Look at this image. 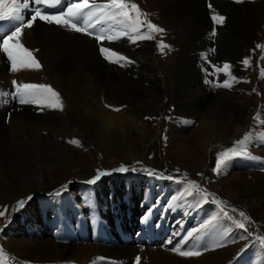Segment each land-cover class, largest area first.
<instances>
[{
	"label": "bare ground",
	"instance_id": "bare-ground-1",
	"mask_svg": "<svg viewBox=\"0 0 264 264\" xmlns=\"http://www.w3.org/2000/svg\"><path fill=\"white\" fill-rule=\"evenodd\" d=\"M148 1L153 2V5L160 11L161 20L172 30L176 43L180 47L179 55L173 59V64L171 62L173 65L171 66L173 78H175L176 83H174L175 89H170V92H174V95L177 96L178 115L182 114V117L192 118L194 122L202 120L201 132L197 137L198 147L207 155L209 151L225 142V138L229 134L224 123L218 124L220 120L227 117L229 112L239 115L242 110L235 100L236 97L223 91L215 101L208 103L207 97L205 103H203L205 91L201 85L202 79L199 77L200 73L197 69V65L201 61L196 62V59L194 58V60L190 54V57H186V54L190 51L188 43L195 34L209 35L214 29L219 44L225 50L231 52V58L239 61V57L245 55L242 52L245 49L244 47L247 51L258 33V27L264 18V10L261 7L262 3L264 6V1L243 0V2L237 3L236 0H227L229 2L227 3L220 2L221 0H210L213 8L225 17L222 24H214L211 20V12L208 8L209 0ZM100 2L105 4L108 3V0H100ZM31 12L32 6L23 11L26 20L30 19ZM141 19L143 18L141 17ZM112 23L115 32L122 29V25ZM141 31L147 32V28L142 27ZM122 37H124V40H122ZM122 37L114 41L106 39L103 44L106 48L112 49L134 62L123 67L117 63H110L104 58L95 38L39 19L33 23L31 28L23 29L21 43L33 53L42 67L39 69L24 68L17 72H11L7 55L0 52V90L14 93L13 80L18 83L29 84L49 85L52 83L56 87L55 91L60 94L63 104L62 110L48 107H43V110H41V107H34L35 104L16 103L11 96L6 98L7 103L0 102V157L7 159L8 168H10L9 162L11 166L23 163L26 166L25 174L21 173L22 175L19 176L27 178L26 182L29 183L30 187L52 188L50 187L51 183L47 181L43 168L40 166L41 155L54 156L61 160L59 163H64V159L62 160L64 158L63 145L57 139H54V136L77 140L86 135L88 139L90 138L89 140L105 152L107 159H112L109 143L112 138H115L118 139L120 145L124 144L123 149L129 152V156H126L124 152L120 151L121 156L128 159L140 158V156L138 157V151L132 150L125 138V127L127 125L133 126L137 130L138 137L142 139L140 146L146 144L148 134L144 126L138 121L137 110L141 108L149 110L156 108L157 105L161 107L162 93L159 88L155 87L158 85L159 71L156 69L152 54L153 39L137 40L133 43L127 36ZM209 53L206 52V56ZM205 54L201 58H205ZM127 65H132V68H126ZM106 70L109 71L107 74L105 73ZM124 71L135 75L142 88L135 86L127 78L128 76H124L122 73ZM251 71L255 70L251 68ZM102 72L111 77L109 82L104 83ZM170 75L168 74L169 78ZM233 76L236 77V80L231 79L232 82L240 86L243 75L241 68L236 63H234ZM142 94H145L146 98ZM68 99H71V101L69 102ZM114 109H119V111ZM8 112L10 113V120L9 126H6L5 118ZM261 114L262 112L255 113L256 117L259 118L262 117ZM229 119L232 126L236 125L238 120L241 122L247 120L236 117ZM263 123L264 120L262 121L264 127ZM182 127L185 128L186 126L182 125ZM25 135H28L27 139L24 138ZM189 140L192 143L191 139H188L187 142L190 143ZM147 156L144 155L143 157L146 158ZM185 161V168H188L187 166L191 163H187V159ZM29 162L33 167L29 166ZM91 162L94 163L92 160ZM1 163L3 161H0V179L3 180L9 177L5 175L6 170L2 168ZM50 165L54 166L56 163L53 162ZM188 169L194 172L200 170L197 163L191 164ZM71 172L73 170L69 173ZM164 172L170 173L167 170ZM95 176L94 173L70 174L69 181L78 179L86 182L91 181ZM169 177L170 175H167L163 179H169ZM256 177L262 178L257 188L252 187L250 181H245L248 182L245 185L248 195L251 193V188L256 189L253 193L262 194L259 203L264 200V175L258 174ZM165 181L167 183V180ZM240 182L237 184H241ZM241 191L245 194L244 187ZM222 193L227 195L223 191ZM13 196L7 195V199L12 200L15 198ZM227 196L232 198L229 195ZM232 199L236 200L234 197ZM177 202L182 203L180 200L178 201L176 195L175 201L167 205L173 206L175 212L180 209V206L175 205ZM256 205L247 206L253 211L257 208ZM180 217L182 221L186 220L181 214ZM198 228L194 226L185 227L180 236H176L178 233L173 234L171 247L165 246L170 243L169 240L159 247L137 248L132 244L124 248H109V250H106L99 244L89 242L60 244L45 233L44 237L39 239L36 237L26 239L22 237L15 242V247L11 246L10 250L19 251L25 257L31 258L34 260V264H53L69 261H75L78 264H103V262L106 264H127L128 261H136L137 256L140 257L138 264H228L230 260H234L236 264H241L238 258H234L236 251L225 247L224 236L226 233L221 226L209 225L200 231L194 232L193 236H187L188 232ZM179 229L178 231H180ZM216 245L221 246L217 247ZM177 247L181 250L200 251L202 254L183 257L173 251ZM104 254L110 258L101 259L100 257L106 256ZM253 264L258 263L254 261Z\"/></svg>",
	"mask_w": 264,
	"mask_h": 264
},
{
	"label": "rangeland",
	"instance_id": "rangeland-1",
	"mask_svg": "<svg viewBox=\"0 0 264 264\" xmlns=\"http://www.w3.org/2000/svg\"><path fill=\"white\" fill-rule=\"evenodd\" d=\"M130 2L135 3L141 12L147 14L148 21L159 26L160 28H164L163 33H153L155 38L153 39L152 52L154 56V64L156 69H158L157 71H159L158 85L155 87L159 88L162 93V105L161 107L157 105L158 108L156 106V108L149 110L144 108L137 110L138 116L140 117H138V121L144 126L147 131L145 132L148 134L146 137V144L140 146L142 139L138 137L137 130L133 126L127 125L125 127V138L127 139L131 149L138 151V157L140 156V158L128 159L127 157L121 156L120 151L124 152L126 156H129V152L128 150H124V144L120 145L118 143V139L115 138H112L109 143L112 159H107L105 152L94 142L89 140L90 138L88 139L86 135L76 140L79 141V146H77L75 143H70L69 141L72 140H69L68 138L63 139V137L57 138V136H54V139H57V141L63 145L62 152L64 154V158H62V160L64 159V163H59L61 160L55 158L54 156H49L46 154L40 156V166L43 168L46 174L47 181L51 183L50 187L52 188L49 189L42 188L41 186L30 187L29 183L26 182L27 178H21L19 176L22 175L21 173L25 174L26 166L23 163H19L17 166H11L9 162L10 168H8L6 163L7 159L0 157V161H3V163H1L2 168L6 170L5 175H8L9 177L7 179L2 178L3 180L0 179V212H4V215L0 216V229L3 226H9L11 221H13V223L21 222L16 217L18 211L22 209V207H16L17 202L23 201V207L27 206L28 203L29 206H27L26 209L29 211H34L32 207H37L36 202L41 197L53 198L61 194L76 196L78 194L76 186L78 185L79 187H82L80 183H83V181L78 179L69 181L70 174L84 175L93 172L97 173L98 170L99 172H102L101 170L103 169L114 171L113 173L115 174L118 173L119 169L122 168H133L137 170V168L145 166L154 170L155 174L157 176H161L162 179L164 176L170 175L171 179L169 178L164 180H167V182L171 181V186H176V190L180 192L179 199L183 204L186 205L184 206V209L188 210L187 215H183L185 219H189L192 216L198 215L196 210H201V213L199 214L201 215V220H199V218L197 219L196 216L197 220H195L194 227L200 228L201 225L221 226L226 233L224 236V240L226 241L225 247L236 251L234 258H238V261L241 264H253L254 261H256L258 264H264V245H261L260 242L256 240L257 235H264V200L258 203L262 194L253 193V191L256 189L251 188V193L248 195V190L245 185L248 183L245 181H250L252 187L257 188V185L262 181V178L256 176L258 174L264 175V167H260L259 169L255 170L254 168H248V166L244 163L245 159H253L252 157H257V159H263L264 161V127L262 125V121L264 120V76L261 75L262 70H264V59L261 58V52L264 54V51H260V47H257V44L260 45L262 37L264 36V18L258 27V33L255 35L254 42H252L247 51L246 47H244L245 49L242 52L245 55H241L239 57V61L231 58V52L225 50L219 44L216 34L202 35L198 33L195 34L188 43V48L190 51L186 54V57H190L191 55L193 59H196H194L196 62L201 61V63L197 65V69L200 73L199 77L202 79L201 85L205 91L203 103H205V99L207 97L208 103L215 101L223 91L235 96V100L240 105V109L242 110L239 115L229 112L227 117L220 120L218 124L224 123L229 134L225 138V142L215 149L209 151L206 155L204 151L198 147L197 137L201 132L200 125L202 120L194 122L192 118L188 119L182 117V114L178 115L177 96L174 95V92H170V89H175L174 83H176L175 78H173L174 75L171 66H173V59H175L180 52V47L176 43L175 36L172 34V30L161 20L160 11L157 10V8L153 5V2L148 0H130ZM220 2L229 3L227 0H221ZM261 7H263L262 10H264L263 3ZM123 38L124 37H122V40H124ZM160 42H163V44L168 46L163 49V52L159 47ZM261 47L262 49L264 48V43H262ZM98 48L100 50V47ZM213 49L214 51H212ZM137 51H139V49H137ZM206 52H210L211 54L209 53L206 58H201V56H203ZM245 58H250L249 66H246L243 63ZM206 59L208 61L213 60L216 63V67L219 69L217 84L213 81L214 77L210 78V76H208L211 74V71L207 67L208 64ZM234 63L239 65L242 70L243 79L240 83V86L234 84L230 78V75L228 74L230 71L231 76H233ZM225 64L231 66L229 70H222V67ZM126 68H132V65H127ZM251 68L255 71H251ZM108 72L109 71L106 70L105 73L107 74ZM124 72H122L123 75L126 77L128 76L127 78L130 79L135 86L142 88L138 78L135 75H131L130 72ZM105 73L102 72L104 83L109 82L111 79V77ZM168 74H171L170 78L168 77ZM206 80L210 81V83H206ZM223 81L229 82L232 84V86L230 88L217 86L218 84L222 85L224 83ZM49 85L54 90L56 89L52 83ZM253 89H255V91H253ZM142 96L146 98L145 94H142ZM14 99L17 103L18 99ZM68 101L70 102L71 99H68ZM34 107L38 108L40 106H36L35 104ZM258 112H262V117H256L255 113ZM6 117L7 119L5 118V125L9 126V112ZM231 117L243 118L244 120L247 119V122H241L238 120L236 125L234 124L232 126L229 119ZM182 125H185L186 127L183 128ZM246 136L249 137V139L245 142V144L238 145L236 143L237 140H245ZM27 137L28 135L24 136L25 139H27ZM188 139H191L192 143L190 140V143H188ZM240 149H243L250 155H240L241 157L238 156V158L237 156H232V158L227 160L225 165L221 167L219 172L214 171L216 168L218 153L227 150ZM141 155L148 156L144 158ZM185 159H187V163H197L200 170L194 172L188 169L191 167V164L189 166L186 165L188 168H185ZM91 160L94 161V163H92ZM53 162H55L56 165L51 166L50 164ZM29 166L33 167L30 162ZM96 169L97 171H95ZM72 170L73 172L69 173ZM166 170L167 172L170 171V173L164 172ZM135 174L144 177L148 174V172L145 168H141V170L135 172ZM146 177L144 179L146 182H148ZM198 180L200 182L199 189H203L207 193L206 199L201 195L200 191L195 188L191 189L192 195H181L188 187V181L196 182ZM239 181H241V184H237ZM162 186H164V184H162ZM241 187L242 189L244 187L245 194L241 191ZM45 189L48 190L46 191ZM220 189L222 190L219 192ZM222 191L230 197L236 198V200L234 201L232 198H229L227 195L222 193ZM56 193L60 194L56 195ZM7 195H14L13 197L15 198L12 200L7 199ZM199 198L200 200H198ZM67 200L73 202L70 198ZM246 204H257V208L251 211V209H249ZM169 207L172 210L174 209L173 206ZM221 208H223L224 212L227 213V216L223 215ZM233 209H235V211H233ZM240 211H244L245 214L250 217V220H245L243 217H241L239 214ZM213 217H216L215 221H213ZM229 217L231 219H229ZM210 221L212 222L211 224H209ZM235 222L243 223L244 228L238 227ZM31 224L35 225L34 222H31ZM34 227L36 228L37 226L35 225ZM248 233H252V235L248 236ZM20 234L21 236L19 237H10L6 232L0 233V249L3 250L2 254H0V264H34V260L31 258L25 257V255H22L19 251L15 252L10 249L11 246L15 247V242L20 240L22 237L25 239L33 237L39 239L43 238L44 234L41 233L40 236H29L24 234L22 231ZM163 244H165V242ZM106 258L110 257L106 255ZM228 262V264H236L234 260H230ZM129 263L131 264L132 262L128 261L127 264Z\"/></svg>",
	"mask_w": 264,
	"mask_h": 264
},
{
	"label": "snow or ice",
	"instance_id": "snow-or-ice-1",
	"mask_svg": "<svg viewBox=\"0 0 264 264\" xmlns=\"http://www.w3.org/2000/svg\"><path fill=\"white\" fill-rule=\"evenodd\" d=\"M237 3L243 2V0H236ZM61 3V0H0V52H3L7 55V59L10 62V71L17 72L24 68H36L39 69L42 67L38 60L35 59L33 53L24 47L21 43V36L24 28H31L33 23L39 19L49 24H57L62 27H66L70 30L76 32H82L86 35L93 36L98 42L105 39L109 41H114L120 39L122 36H127L133 43L137 40H151L154 39L153 33H163L164 29L159 26L152 24L147 20V14L141 12L139 7L135 3H131L130 0H108V3L97 4L94 2L90 3L89 0H79V2H73L69 4L66 10H60L55 14H50L47 11V8L56 7ZM35 5L32 8L30 19H25V16L22 14L25 9ZM43 6V7H41ZM208 8L211 12V20L214 24H222L225 20L223 15H220L214 8L212 3L209 0ZM134 13V15H133ZM143 17V19H141ZM112 21L115 24L122 25V29L119 32L110 33V31H105L101 29L100 34H96L91 31L98 24H103L105 22ZM146 27L147 32H142L141 28ZM211 35H215V30L213 29ZM160 50L163 52L167 45L163 42L159 43ZM257 47H261L257 45ZM214 51V49L212 50ZM100 52L106 60L110 63L120 64L121 67L126 64L134 63L129 60V58L121 55L120 53L113 51L112 49L106 47H100ZM206 58V54H205ZM264 59V57H261ZM124 63H121V62ZM243 63L246 66L250 65V58H245ZM230 65L225 64L223 70H229ZM219 70V69H218ZM230 75V71L228 72ZM261 75L264 76V70H262ZM233 81L236 80V77L232 76ZM206 83L210 81L206 80ZM238 82V81H237ZM13 86L15 87V92L10 93L7 91L0 90V102L7 103V97L11 96L19 100L21 104H36L41 107L48 108H59L63 109V104L60 99V94L56 92L50 85L44 84H29V83H18L17 81H12ZM217 86H222L230 88L232 85L225 81L222 85L218 84ZM255 91V89H253ZM107 106V105H106ZM110 107V106H109ZM119 111V109H114ZM249 139L245 137L243 141H237L238 145H243ZM70 143H75L79 146V141L72 140ZM245 155L249 156L250 154L240 150H227L224 152L218 153V158L216 162V168L214 171L219 172L221 167L225 165L226 161L231 159L232 156ZM257 159V157H252ZM128 169H120V171H127ZM135 171V169H132ZM107 173H104L106 175ZM154 174V170H149V175ZM101 173L97 171V175L89 181V183H95L100 179ZM171 179V177H169ZM198 189L202 196H207V193L203 189H199V185L195 181H188V187L185 189V192L181 195H192L191 189ZM60 193H56L59 195ZM215 202V201H214ZM24 204L23 201L17 202V208L22 207ZM235 211V209H233ZM221 212L224 216H227V213L224 212L221 208ZM240 216L245 220H250L244 211H240ZM4 212H0V216H3ZM229 219H231L229 217ZM216 220V217H213V221ZM212 222L210 221L209 224ZM236 225L240 228H244V224L241 222H235ZM207 227V225H201V229H193L191 232L187 233L188 237L193 236V233L200 231ZM252 233H248V236H251ZM256 240L260 242L261 245H264V235H257ZM171 242V241H169ZM221 246V245H216ZM173 251L177 252L178 255L183 257L199 256L202 253L200 251L194 250H181L179 247L174 248ZM3 250L0 249V254ZM140 260V257H136L137 264Z\"/></svg>",
	"mask_w": 264,
	"mask_h": 264
}]
</instances>
